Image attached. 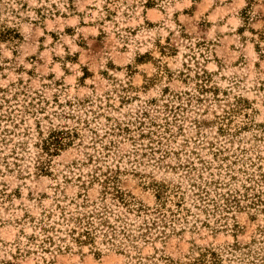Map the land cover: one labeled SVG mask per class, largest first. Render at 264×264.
Returning a JSON list of instances; mask_svg holds the SVG:
<instances>
[{
    "label": "rangeland",
    "instance_id": "374dc122",
    "mask_svg": "<svg viewBox=\"0 0 264 264\" xmlns=\"http://www.w3.org/2000/svg\"><path fill=\"white\" fill-rule=\"evenodd\" d=\"M6 30L0 264H264V203L223 209L192 186L211 180L202 162L264 174V0H0ZM51 131L72 142L46 157ZM114 174L121 194L101 183ZM153 182L182 212L156 207ZM81 203L112 238L73 242Z\"/></svg>",
    "mask_w": 264,
    "mask_h": 264
},
{
    "label": "trees",
    "instance_id": "16d2710c",
    "mask_svg": "<svg viewBox=\"0 0 264 264\" xmlns=\"http://www.w3.org/2000/svg\"><path fill=\"white\" fill-rule=\"evenodd\" d=\"M11 32L12 31L10 30L1 31L0 38H3L4 35H10ZM200 92H206V90L200 86ZM144 115L146 116V113H144ZM3 117L7 119L9 118V116L7 115H4ZM120 130L124 129H121L119 126L115 131ZM113 131L114 130H111L110 133H113ZM105 132L107 133V131ZM110 133L108 135H111ZM155 133L156 132H153L152 130H146L144 132L140 130L139 137H150V135H155ZM68 134V132L63 131H51L47 135V137L44 138L41 135V132H39L38 144L40 145L39 149L41 154H44L46 157H52L57 152L61 151L63 147L69 145L72 142ZM214 156L217 161L227 160L226 156H224L222 151L220 150L219 152L215 153ZM232 165L236 166V164H234L233 162L231 164H227V166L224 168L225 173L222 174L223 177L221 176V174H219V176H217V179H214L213 177L215 176V174L212 173V165L204 162L201 163V169H203L205 172H208V176L211 177V180H209L208 182H204L203 186H201V184L199 183L192 185L194 188L197 189L198 194L196 195L199 198V202H204L205 199H207L214 206L221 203L222 208L228 210L232 208L243 207L241 203H244V206H248L249 208L256 207L255 209H258L257 206L262 205L264 203V174L259 173L256 176L253 174L246 173V171H243L241 168H239L238 170H233L232 168L234 167ZM191 168L193 169L194 166L191 165ZM238 172H243V176L245 177L239 178ZM226 178L227 180H225ZM199 179L204 178H202V176H199ZM202 181H206V179ZM119 182L120 181L116 178V175L114 174L107 176L105 179L102 180L101 183L104 184L105 189L108 188L111 190H115L118 194L120 193L117 188V184ZM111 183L114 186H112ZM207 185L211 188H214L213 195V190H208ZM150 187L155 195V199L157 202L156 207L173 214V209L171 210L167 207V204L173 203L172 200L168 199L169 195L167 189L164 188L163 185H158V183L156 182L151 183ZM106 192H108V190H106ZM210 195L212 196L210 197ZM173 198V205L175 207L174 212H176L173 215H176L182 212L183 202L179 199L176 201L177 197H175V195H173ZM86 207L87 206L84 205V203H81V205H77L76 212L75 214H73V229L70 230V232L73 234V242L79 246L87 244L93 245L96 234L101 231L99 228L105 226L107 230L106 232H103V235L107 237L110 234V237L112 238L116 230H118L119 226L115 227L113 224L105 222V220L101 216L100 211H88ZM204 207L207 208L206 205ZM42 231L45 232L47 230L42 228ZM47 241L50 242L51 239L47 238Z\"/></svg>",
    "mask_w": 264,
    "mask_h": 264
}]
</instances>
